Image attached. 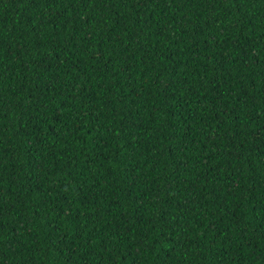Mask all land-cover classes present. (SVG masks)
I'll return each mask as SVG.
<instances>
[{
    "label": "trees",
    "instance_id": "1",
    "mask_svg": "<svg viewBox=\"0 0 264 264\" xmlns=\"http://www.w3.org/2000/svg\"><path fill=\"white\" fill-rule=\"evenodd\" d=\"M0 264H264V0H0Z\"/></svg>",
    "mask_w": 264,
    "mask_h": 264
}]
</instances>
